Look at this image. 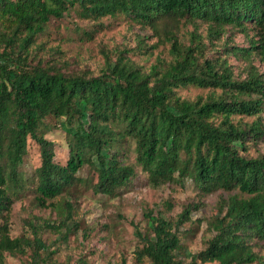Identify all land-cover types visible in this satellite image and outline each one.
<instances>
[{"label": "trees", "instance_id": "obj_1", "mask_svg": "<svg viewBox=\"0 0 264 264\" xmlns=\"http://www.w3.org/2000/svg\"><path fill=\"white\" fill-rule=\"evenodd\" d=\"M71 7L83 18L129 16L169 44L170 58L143 69L121 50L95 75L64 73L55 63L34 61L36 36L52 16L62 17ZM197 20L206 22V33L194 28L184 40L181 23ZM227 25L253 29L248 45L223 44L226 54L246 61L243 77L235 76L226 55L207 54ZM254 53L264 65V0H0V264H7L6 251L27 248V264H55L43 253L32 219L27 220L32 237L10 235L13 198L26 187L20 164L28 139L40 152L33 178L40 206L80 180L77 172L84 164L96 172L94 192L109 195L126 185L136 172L124 159L129 140L152 185L188 177L203 194L237 189L219 199L208 224L213 233L191 253L184 250L180 231L194 205L175 218L145 208L149 230L135 229L141 242L136 258L146 256L152 264L264 263L253 249L264 239V153L247 156L238 147L261 139L264 124L234 120L264 107V68L253 63ZM187 85L213 90L190 99L177 92ZM48 117L67 127L63 163L54 159V142L45 136ZM165 204L172 206L170 200ZM62 210L58 223L44 225L66 239L74 228L68 222L72 203L64 200ZM77 264L90 263L80 257Z\"/></svg>", "mask_w": 264, "mask_h": 264}, {"label": "rangeland", "instance_id": "obj_2", "mask_svg": "<svg viewBox=\"0 0 264 264\" xmlns=\"http://www.w3.org/2000/svg\"><path fill=\"white\" fill-rule=\"evenodd\" d=\"M194 28L205 34L206 22L197 20L194 23H181L179 34L186 40L188 31ZM252 33L250 27L242 31L227 25L219 38L212 39L207 54L226 55L235 76L243 77L246 74V61L232 53L226 54L223 44L246 46ZM35 39L31 45L34 61L40 59L44 63H55L64 73L98 74L106 58H114L121 50L143 69H148L158 58H170L167 42L158 40L149 27L123 13L97 19L83 18L71 7L62 17L52 16ZM252 59L262 71L264 65L259 55L254 53ZM212 90L210 87L194 85L177 88L179 95L190 99L200 94L206 95ZM215 91L220 92V89ZM237 119L248 122L259 119L264 124V107L257 115H235L234 120ZM46 122L50 129L45 136L54 142V159L63 163L68 156L67 127L52 117L46 118ZM133 147V140H129L124 159L134 164L136 172L126 185L114 193L107 195L94 192L92 184L96 181V172L84 164L77 172L80 180L52 198L49 205L40 206L34 198L33 182L34 170L40 164V152L37 143L28 139L27 153L20 164L22 175L27 178L26 187L13 198L9 214L10 235L25 233L32 237L34 233L27 224V220L32 219L36 223V235L43 253L50 255L55 264H77L80 257L90 264H121L122 259L127 264H152L146 256L141 259L135 256V249L141 245L136 227L143 232L149 230L148 220L143 215L144 209L152 208L155 213L160 211L167 218H175L187 204H192L191 217L183 223L180 237L187 253L203 248L213 233L208 224L217 214L219 199L237 192V189L220 188L203 194L188 177L182 182L166 181L152 185L147 173L135 161ZM238 147L247 156H257L264 153V136L257 140H246L244 148L240 144ZM64 200L72 203V216L68 222L74 226L66 239L62 238L60 232L44 225L45 222L58 223L64 217ZM166 200L172 202L171 208L166 206ZM253 249L264 257V239L256 240ZM30 251V248L25 252L6 251L5 260L7 264H27ZM251 264L264 263L254 261Z\"/></svg>", "mask_w": 264, "mask_h": 264}]
</instances>
